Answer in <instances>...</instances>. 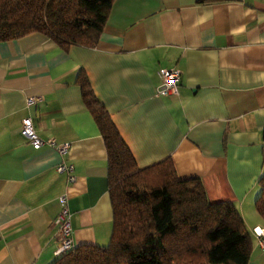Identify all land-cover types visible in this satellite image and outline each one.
<instances>
[{
  "label": "crops",
  "instance_id": "crops-1",
  "mask_svg": "<svg viewBox=\"0 0 264 264\" xmlns=\"http://www.w3.org/2000/svg\"><path fill=\"white\" fill-rule=\"evenodd\" d=\"M161 67L183 70L178 96L157 94ZM81 69L138 164L172 156L211 202L238 205L260 248L264 0H114L95 47L66 50L40 32L0 42V264L57 259L62 196L74 245L109 243L107 148L76 81ZM28 116L41 137L70 143L69 153L35 149L20 132ZM63 160L75 181L57 171ZM255 256L264 264V250Z\"/></svg>",
  "mask_w": 264,
  "mask_h": 264
},
{
  "label": "trees",
  "instance_id": "trees-1",
  "mask_svg": "<svg viewBox=\"0 0 264 264\" xmlns=\"http://www.w3.org/2000/svg\"><path fill=\"white\" fill-rule=\"evenodd\" d=\"M113 4L0 0V42L40 32L66 50L95 47ZM76 81L107 148L113 230L108 244H80L52 264H249L255 241L238 205L211 202L202 179L182 178L172 156L141 167L84 69ZM258 185L264 220V173Z\"/></svg>",
  "mask_w": 264,
  "mask_h": 264
},
{
  "label": "built area",
  "instance_id": "built-area-1",
  "mask_svg": "<svg viewBox=\"0 0 264 264\" xmlns=\"http://www.w3.org/2000/svg\"><path fill=\"white\" fill-rule=\"evenodd\" d=\"M161 83L157 87V94L161 96H178L180 94V86L183 78V70L178 67H161L159 69ZM28 105L37 102L35 97L28 98ZM21 134L31 143L35 149H40L44 146L54 147L58 153L65 157L70 150V143H60L54 138L45 139L38 134L35 121L32 117H25L22 120ZM57 171L67 173L69 181L73 182L76 179L74 175V165L63 160L58 166ZM63 205L60 213L54 219V224L58 230V245L55 250V255L58 257L67 253L75 247L73 242V229L71 225V212L66 204L65 196L61 197ZM258 245L264 250V230L257 232Z\"/></svg>",
  "mask_w": 264,
  "mask_h": 264
},
{
  "label": "rangeland",
  "instance_id": "rangeland-1",
  "mask_svg": "<svg viewBox=\"0 0 264 264\" xmlns=\"http://www.w3.org/2000/svg\"><path fill=\"white\" fill-rule=\"evenodd\" d=\"M256 248H254V250H253V253H252V256H251V260H250V262H249V264L251 263H254V259L256 258V254H258V252H260V251H263V250H261L260 248H257V245L255 246Z\"/></svg>",
  "mask_w": 264,
  "mask_h": 264
}]
</instances>
